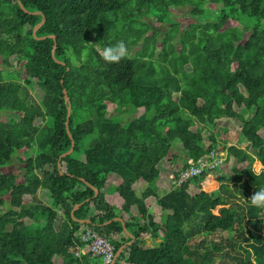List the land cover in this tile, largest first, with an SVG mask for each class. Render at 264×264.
I'll return each instance as SVG.
<instances>
[{
  "label": "trees",
  "instance_id": "trees-1",
  "mask_svg": "<svg viewBox=\"0 0 264 264\" xmlns=\"http://www.w3.org/2000/svg\"><path fill=\"white\" fill-rule=\"evenodd\" d=\"M180 7L197 18L175 36L182 55L193 43L182 79L154 65L168 59V22ZM158 25L169 26L164 38ZM50 35L65 65L54 40L39 39ZM121 40L128 55L106 63L100 52ZM0 57V168L35 151L21 159V180L0 171V264H103L81 242L88 230L121 250L115 264H264V208L247 200L264 189V0H0ZM65 90L76 146L62 158L72 146ZM221 128L248 142L228 148L231 176L206 171L173 188L217 149ZM177 143L189 162L177 163Z\"/></svg>",
  "mask_w": 264,
  "mask_h": 264
},
{
  "label": "rangeland",
  "instance_id": "rangeland-1",
  "mask_svg": "<svg viewBox=\"0 0 264 264\" xmlns=\"http://www.w3.org/2000/svg\"><path fill=\"white\" fill-rule=\"evenodd\" d=\"M173 10H174L173 11L174 15H172L171 18L174 21L172 20V21L168 22L169 25L172 27L167 32L168 35L173 36L172 40L177 35V32L179 29H180L179 31H181V33H183L185 30L190 29V27H191L190 24L194 23V21H196L195 19H197V18L191 16V14H189L190 8H188V7L181 8V9L174 8ZM237 18L243 20V18L241 16L237 17ZM139 20L140 19L137 18L138 24H139ZM244 21L249 22L250 24L251 23L253 24L255 22V20H247V19L246 20L244 19ZM141 23L142 22H140V24ZM150 23H152V22H150ZM205 23H207V22H205ZM240 25L244 26L246 24L244 22H240L239 24H237L236 26L238 27V29L234 30L235 33L242 31L243 27ZM231 26H234V23L232 21H230V23L226 26V28H230ZM156 27L161 31L162 38H164V36H165L164 30L169 26L167 25L166 27H162V26L158 25ZM154 32H155V30L153 28H150L149 33L153 34ZM247 35H249V33L246 34V37H247ZM154 36L156 39L155 34H154ZM195 43L200 45V51H201V49L203 48V43H201V40L196 41ZM192 44H189L188 50L182 55L183 51L179 45V38L178 37H176L171 43H169L168 44V59L165 62L158 61V60L154 61L155 68H157L159 74L162 75V74L169 73V74H172L173 76H175L179 79H182L184 77V70H185V67L183 68V64H184L183 60L189 59L191 57V56H189V50L191 49ZM141 49H142V47L140 45L132 47V49L130 50V55L132 57L137 56L138 51ZM161 49H162V46H161V42H160V44L158 46V53L161 51ZM100 53L102 54V51ZM157 58H158V55L156 56L155 59H157ZM189 62L191 64H193L192 59L189 60ZM18 70L22 72L23 68H19ZM178 70H180V71L178 72ZM0 71H3V72L5 71V68L3 67V64L1 61V57H0ZM136 85L140 88H142V87L155 88L156 87V84H154V82H152V81H143V82L140 81ZM171 89H172V92H175L174 87H171ZM119 112H120V110L113 111L109 114V116H114V115L118 114ZM244 114H245L246 119H250L253 116V111L252 112H245ZM125 117L127 118L128 115L123 114L121 116V118H125ZM218 133H219V145L217 147L218 150L227 154V150L231 146L248 148V142L243 136H238L237 134H235V133H233L227 129H223V128L219 129ZM85 146L87 147L88 144L86 143ZM173 152L176 153L178 156V159L176 160L177 163H181V164L183 163L184 164L187 161L188 162L190 161L189 156H188V152L182 148L181 144L177 143L176 145H174ZM250 154L255 157V155H256L255 150L250 149ZM33 156H35L34 150H32V151L30 150V151H26V152L20 151L13 157V159L8 163V165L6 167L0 168V171L3 173H13L19 178V180H21L25 174V172L23 171V164L21 162V159H27V158L33 157ZM82 158L83 157H80V159H82ZM236 164H237V160L235 158H229V160L226 161V164L223 167V169H220L221 175L230 177L232 174V170ZM118 184H119V182L117 180L110 179L108 186H107L105 191L107 193H113ZM144 189H146V187H144L141 191L138 192L139 196H141ZM193 190H194L193 191L194 193L197 192L196 188H194ZM8 210H9V204L7 201L6 205H4V207H2L1 212L7 213ZM136 214H137V208H134L132 211V214L129 217L136 216ZM127 220H128V216H127ZM226 236L230 237L231 234L226 233ZM117 239H118V241H121L124 239V237L119 236ZM161 241H159V239L153 240L151 238H148L145 240L144 243L146 245L151 246V247H157L161 243ZM57 262L61 263V260L58 259ZM120 264H122V263H120Z\"/></svg>",
  "mask_w": 264,
  "mask_h": 264
},
{
  "label": "built area",
  "instance_id": "built-area-1",
  "mask_svg": "<svg viewBox=\"0 0 264 264\" xmlns=\"http://www.w3.org/2000/svg\"><path fill=\"white\" fill-rule=\"evenodd\" d=\"M227 160V154L215 149L209 156L201 158L196 164L185 169L173 179V188L181 187L182 184L189 181L194 177L202 175L204 172H213L217 169H222ZM81 242L84 243L87 249L94 257H102L103 264H112L115 259V247L110 241L100 236L97 232L88 230L81 236ZM86 251H82L84 253ZM80 256V253L77 254Z\"/></svg>",
  "mask_w": 264,
  "mask_h": 264
},
{
  "label": "clouds",
  "instance_id": "clouds-1",
  "mask_svg": "<svg viewBox=\"0 0 264 264\" xmlns=\"http://www.w3.org/2000/svg\"><path fill=\"white\" fill-rule=\"evenodd\" d=\"M68 54H72V50L69 48ZM86 55V53H84ZM128 55V49L126 43L121 40L114 46L105 47L102 50V59L109 64L119 63L121 59ZM251 205L257 208H264V189L255 191L253 195L247 199Z\"/></svg>",
  "mask_w": 264,
  "mask_h": 264
},
{
  "label": "water",
  "instance_id": "water-1",
  "mask_svg": "<svg viewBox=\"0 0 264 264\" xmlns=\"http://www.w3.org/2000/svg\"><path fill=\"white\" fill-rule=\"evenodd\" d=\"M21 7H22V6H21ZM22 8H23V10H25L24 7H22ZM29 13H30V12H29ZM31 14H33V15H41V12H34V13H31ZM45 20H46V18H45V16L43 15V20H42V22H41V23H40V24L34 29V35H35V36H36V32H37V30L45 24ZM46 38H50V39H53V40H54V47H53V50H52V55H53V58H54L55 60H57V59H56V56H55V53H56V50H57V46H58V43H57L56 37H55L54 35H50V36H46V37L39 38V39H46ZM57 62H59V63L62 64V65H65L64 62H61V61H58V60H57ZM64 93H65L66 101L68 102V105H69V106H68V117H67V132H68L69 137H70V139H71V141H72V146H71V149H70L67 153H65V154L62 155V158H65V157L71 155V154L74 152V150H75V146H76L75 140L73 139V137H72V135H71V132H70V130H69V126H68V125H69V121H70V117H71V105H70V102H69V96H68V93H67L66 90L64 91ZM60 168H61V166L59 165V169H60ZM98 193H99V192L96 191V195H98ZM78 208H79V206L76 207V208L74 209V211L72 212V216H74V213H75V211H76ZM114 221H115V222H121V223L123 224V227H124L125 231H127L126 228H125V222H124V220H123L122 218H115ZM81 222H83V223H85V222L90 223V221H81ZM109 223H111V222H109ZM134 240H135V239L132 237V241H131L129 244H130V245L133 244ZM120 253H121V250L116 254L115 259H114V261H113L112 264H115V263H116L117 259L119 258Z\"/></svg>",
  "mask_w": 264,
  "mask_h": 264
},
{
  "label": "crops",
  "instance_id": "crops-1",
  "mask_svg": "<svg viewBox=\"0 0 264 264\" xmlns=\"http://www.w3.org/2000/svg\"><path fill=\"white\" fill-rule=\"evenodd\" d=\"M236 166V165H235ZM159 241H161V240H159Z\"/></svg>",
  "mask_w": 264,
  "mask_h": 264
}]
</instances>
